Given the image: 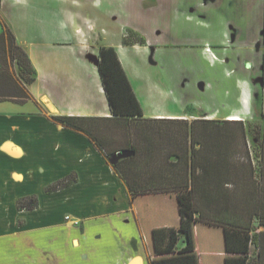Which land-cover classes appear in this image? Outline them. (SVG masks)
<instances>
[{
	"label": "crops",
	"instance_id": "crops-1",
	"mask_svg": "<svg viewBox=\"0 0 264 264\" xmlns=\"http://www.w3.org/2000/svg\"><path fill=\"white\" fill-rule=\"evenodd\" d=\"M55 1L89 2L95 25L110 29L93 35L73 6L43 0L21 11L18 0H0L37 70L30 110L0 102V255L9 256L0 264H62L68 244L85 264H152L147 235L163 223L160 200L172 203L168 194L180 189L193 192L203 219L262 232L264 264V0L217 14L207 7L204 19L186 13L197 31L179 58L121 17L115 0ZM130 30L145 43L126 44ZM103 46L116 48L143 116L113 115L98 67ZM159 64L164 75L148 70ZM54 115L78 118L69 126ZM73 172L77 182L46 192ZM37 192L38 208L18 209Z\"/></svg>",
	"mask_w": 264,
	"mask_h": 264
},
{
	"label": "trees",
	"instance_id": "trees-1",
	"mask_svg": "<svg viewBox=\"0 0 264 264\" xmlns=\"http://www.w3.org/2000/svg\"><path fill=\"white\" fill-rule=\"evenodd\" d=\"M145 41L133 30L124 36L128 45ZM13 66L16 69H12ZM98 67L113 115L121 118L143 116L141 102L115 47H101ZM36 78L37 70L29 52L18 41L9 24L3 21L0 34V102L25 104L33 100L29 85ZM53 117L69 126H74L73 121L78 118L69 115ZM78 180V174L73 172L49 184L46 192L58 191ZM168 195L172 203L160 200L163 223L152 227L147 235L152 264H260L258 253L261 251L262 232L218 225L203 219L198 215L193 192L189 189ZM17 207L20 210L38 208V194L20 197ZM260 225L264 226L262 217Z\"/></svg>",
	"mask_w": 264,
	"mask_h": 264
},
{
	"label": "rangeland",
	"instance_id": "rangeland-1",
	"mask_svg": "<svg viewBox=\"0 0 264 264\" xmlns=\"http://www.w3.org/2000/svg\"><path fill=\"white\" fill-rule=\"evenodd\" d=\"M23 1L24 0H18L17 6H15L16 9L21 10L24 7L29 8L30 3L32 6H37L38 4H41V1L43 0H26L25 2ZM48 1L49 6L54 9H62L63 7L68 8V6H73L72 9L79 12L76 16L77 20L82 25L87 27L88 30L91 29L89 31L93 35H105L109 33L110 28L108 25H106V27L95 25V23L97 22V17L95 16L90 4H88L89 2L82 1L77 2L75 5H71L67 4L65 1V3L55 0H47V2ZM259 1L261 3V0ZM247 3L249 7L253 8L254 5L250 0H247ZM114 4V7L120 13L119 15L121 17L124 15L125 18L129 16L131 24L139 28L142 33L147 36V38L153 41V43L155 41L157 42V44L159 43V46H174V48H170L169 50L170 52L174 51L176 54L173 55L178 58L183 57L182 53L186 52V48H184L183 46L185 44L184 42L186 41V35L196 34L197 31L196 29H194L188 19H186V13H198L199 15H201V19H204L206 12H208L206 10L207 7H211L209 13L217 14V10H219V8H221L222 10H226V8L236 10L237 8H245V6H247H244V2L242 0H217V2L214 1L212 3H208L207 5L206 0H115ZM2 17L3 16H0V34L2 32V22H6V18L3 17L2 19ZM18 17L20 16L18 15ZM23 20L24 19L21 18L18 22L20 23L21 28L24 30ZM89 22L93 23L95 26L88 27L87 23ZM52 27L53 24L50 18L46 19V29L48 30V28L50 29ZM177 45H181L183 47H177ZM143 52L144 50H142L141 53L139 50H136L134 52V56L142 59L143 56L141 55H143ZM146 53H148V51H146L145 54ZM172 59H175V57ZM182 66L187 67L188 65L187 63H184V65ZM161 67L162 66H160V64L150 65L148 67V70L150 69V71L156 76H159L160 73H163L164 75V72L161 71L164 67ZM12 69H16L15 66H13ZM164 70L166 69L164 68ZM5 105L11 106L12 108L14 106L17 112H23L30 110L32 104H15L12 102H8L5 103ZM26 194L29 193H21L20 196ZM38 196L40 200L45 196V194L43 192H40L38 193ZM8 198L12 199L14 198V196L12 194H9ZM61 251L60 262H62V264H85L87 262L86 258L78 253V250H76L71 244L66 245V247ZM13 255L14 254H12L11 257H14ZM4 259H9V256L5 257V254L3 253L2 255H0V262ZM133 264H138V261H135Z\"/></svg>",
	"mask_w": 264,
	"mask_h": 264
},
{
	"label": "flooded vegetation",
	"instance_id": "flooded-vegetation-1",
	"mask_svg": "<svg viewBox=\"0 0 264 264\" xmlns=\"http://www.w3.org/2000/svg\"><path fill=\"white\" fill-rule=\"evenodd\" d=\"M261 43H262V41L260 43H258L259 48H260V45L262 46ZM262 59H264V53H263ZM263 68H264V62H263ZM262 82L264 83V79L262 80Z\"/></svg>",
	"mask_w": 264,
	"mask_h": 264
},
{
	"label": "built area",
	"instance_id": "built-area-1",
	"mask_svg": "<svg viewBox=\"0 0 264 264\" xmlns=\"http://www.w3.org/2000/svg\"><path fill=\"white\" fill-rule=\"evenodd\" d=\"M67 218H69V216Z\"/></svg>",
	"mask_w": 264,
	"mask_h": 264
}]
</instances>
